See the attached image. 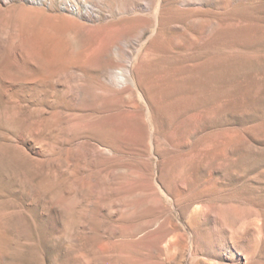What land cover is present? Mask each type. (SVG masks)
Instances as JSON below:
<instances>
[{
  "label": "rangeland",
  "instance_id": "374dc122",
  "mask_svg": "<svg viewBox=\"0 0 264 264\" xmlns=\"http://www.w3.org/2000/svg\"><path fill=\"white\" fill-rule=\"evenodd\" d=\"M138 1L0 0V264H264V0Z\"/></svg>",
  "mask_w": 264,
  "mask_h": 264
},
{
  "label": "bare ground",
  "instance_id": "6f19581e",
  "mask_svg": "<svg viewBox=\"0 0 264 264\" xmlns=\"http://www.w3.org/2000/svg\"><path fill=\"white\" fill-rule=\"evenodd\" d=\"M39 2H41L42 0H38ZM119 2H121V1H119ZM66 4V3H65ZM65 4H63V5H65ZM182 5H183V7L184 6H190L189 5V1L188 0H182V3H181ZM104 5V4H103ZM120 5H121V7L120 8H117V13L116 14H114L115 16H116V18H119L118 16H117V14L119 15V16H125V15H136L135 14V10L137 9V8H144L146 11H148V12H150V15H151V17H152V19L154 20V22H156V23H158V21H159V11H158V8H156V10L154 11L153 10V12L152 11H150V9L146 6V5H144L142 2H139L138 0H124V2H123V4H121L120 3ZM149 5V4H148ZM106 6V5H105ZM118 6V5H117ZM87 7V6H86ZM182 7V6H181ZM67 9L69 10V12H73V11H76L77 10V12H79L78 11V7L77 6H69V4H68V6H67ZM87 9V8H86ZM96 9H98V8H96ZM92 10V9H91ZM83 11V10H82ZM82 11H81V13H82ZM85 11V10H84ZM101 11V10H100ZM91 12V11H90ZM114 12V11H113ZM84 13H86V12H84ZM115 13V12H114ZM72 14V13H71ZM76 14V13H75ZM92 14H93V12H92ZM100 14V13H99ZM81 15V14H80ZM109 15V14H108ZM159 15V16H158ZM70 16H72V15H70ZM86 16H88V15H86ZM110 16V15H109ZM114 16V17H115ZM188 16V15H187ZM76 17V16H75ZM80 18H81V16H80ZM89 18V17H88ZM106 18H107V16H106ZM129 19V18H128ZM191 20V19H190ZM90 20H87V22H89ZM194 21V20H193ZM91 22V21H90ZM103 22V21H102ZM187 22H189V21H187ZM159 24V23H158ZM188 24V23H187ZM132 25V24H131ZM154 25H156L155 23H154ZM184 25V24H183ZM178 26V25H173L174 27L172 28L173 30H174V32H176V33H181V35H180V38L181 39H179L178 37H176V36H174V41H173V43L175 44V46H177V47H180V46H184L186 49H190L191 48V46H192V42L193 41H195V40H193V36H192V34H191V32H190V30H189V28L188 27H186V26ZM191 25V24H190ZM192 25H194L193 23H192ZM157 26V25H156ZM160 26V25H159ZM117 27H119V29H120V26H117ZM140 26H136V27H134V29L136 30V29H138ZM114 28H116V27H114ZM113 28V29H114ZM160 28V27H159ZM119 29H118V32H119ZM142 29V28H141ZM153 29H155V28H153ZM157 29H158V27H157ZM67 30H66V28H62L61 29V33H65ZM138 32V34H137V36H138V38H140V37H142V33H141V30H140V32L139 31H137ZM57 34V33H56ZM107 34V33H106ZM111 34V33H110ZM156 34V33H155ZM40 36H42L43 38H46L47 37V35L45 34V33H41L40 34ZM46 36V37H45ZM56 37V36H55ZM153 37V36H152ZM132 38H134V36L132 37ZM154 38H155V36H154ZM95 39V38H94ZM136 39V38H135ZM96 40V39H95ZM139 40V39H138ZM134 41H136V40H134ZM149 42H150V40H149ZM44 43V42H43ZM57 43V42H56ZM120 43V42H119ZM135 43H137V42H135ZM139 43V42H138ZM103 45V44H102ZM101 45V46H102ZM135 45V44H134ZM138 45H140V44H138ZM148 45V44H147ZM60 46H62L59 42H58V45H56V47H60ZM84 46V45H83ZM137 46V45H136ZM142 47H143V45H142ZM152 47V46H151ZM103 48H106L105 47V45L102 47V48H99V50H97L94 54H93V57H96V55L99 57V55H101V51H102V49ZM138 48V47H137ZM124 49H126V48H124ZM139 49V48H138ZM137 49V50H138ZM109 50H111V52H110V54L109 55H111V57L109 56V55H106L105 57H103L102 58V60L100 59V63H99V67H98V70H99V72L101 71L102 72V74L104 75V73L106 72V71H110V73L111 72H113V71H111L110 69H117L120 65H118V66H116V67H113V66H115L116 65V63L117 62H120L121 60H123V58H125L126 59V66L123 68L124 70H123V72H120V73H118V72H113V73H111L109 76H104V78H105V81L107 82V84L109 85V86H116L118 83H120L121 85H123V86H126V92L127 93H132V91H133V89H132V87H134L135 86V73H134V71H135V68H134V64L135 63H133V61H135V60H137V59H134L133 60V58H135V56L134 57H132V54L130 53V52H124L123 54L122 53H120V49L119 48H117V47H110L109 48ZM140 50V49H139ZM143 50H145V49H143ZM56 51H57V49H56ZM142 51V50H141ZM152 52V51H151ZM51 53V52H50ZM109 53V52H108ZM52 54V53H51ZM139 55V54H138ZM141 55H144V53L143 54H141ZM150 56V55H149ZM60 57H63V56H60ZM59 57V58H60ZM93 57H91L90 59L91 60H93L94 58ZM148 57V56H147ZM151 57V56H150ZM149 57V58H150ZM57 58V57H56ZM55 58V59H56ZM100 58H101V56H100ZM140 58H141V56H140ZM74 59V58H73ZM153 59V58H152ZM139 60H141V59H139ZM138 60V61H139ZM47 61V60H46ZM67 61H69V60H67ZM142 61H143V59H142ZM136 62V61H135ZM144 62V61H143ZM63 63V62H62ZM71 63V62H70ZM58 64V63H57ZM79 64H81V62L80 63H78V65ZM60 65V64H59ZM84 65V64H83ZM80 66V65H79ZM122 66V65H121ZM120 66V67H121ZM137 66V65H136ZM123 67V66H122ZM121 69V68H120ZM108 71V72H109ZM100 74V73H99ZM101 75V74H100ZM102 75V76H103ZM97 76H98V74H97ZM99 77H101V76H99ZM102 79H103V77H102ZM104 80V79H103ZM148 107V106H147ZM132 108H134V109H137V107L135 106V105H133L132 106ZM233 225V224H232ZM232 225H230V227L232 226ZM197 240H198V237H197ZM195 243H197V242H195Z\"/></svg>",
  "mask_w": 264,
  "mask_h": 264
}]
</instances>
